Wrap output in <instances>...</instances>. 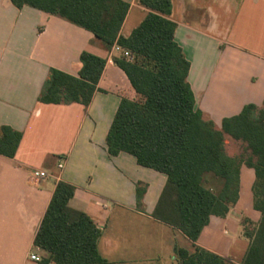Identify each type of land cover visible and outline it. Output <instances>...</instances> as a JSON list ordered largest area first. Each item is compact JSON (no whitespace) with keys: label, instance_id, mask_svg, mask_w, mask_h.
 Here are the masks:
<instances>
[{"label":"crops","instance_id":"crops-1","mask_svg":"<svg viewBox=\"0 0 264 264\" xmlns=\"http://www.w3.org/2000/svg\"><path fill=\"white\" fill-rule=\"evenodd\" d=\"M120 29L130 36L150 12L139 0ZM174 40L190 68L195 109L217 128L243 108L264 103V0H172ZM106 59L90 103L38 101L49 71L78 76L82 52ZM121 54L64 18L0 0V128L22 134L13 158L0 155V264H41L46 254L35 235L58 182L75 188L69 206L85 213L100 231L98 251L108 264H180L175 248L196 246L241 264L257 228L255 172L241 165L238 199L224 218L211 217L192 243L152 217L166 175L119 153L110 156L106 136L130 83L113 62ZM62 161V169L58 162ZM33 170L49 177L28 182ZM144 187L141 204L137 187ZM52 264V263H50Z\"/></svg>","mask_w":264,"mask_h":264},{"label":"trees","instance_id":"trees-1","mask_svg":"<svg viewBox=\"0 0 264 264\" xmlns=\"http://www.w3.org/2000/svg\"><path fill=\"white\" fill-rule=\"evenodd\" d=\"M66 19L130 58H113L132 91L123 96L106 136L110 156L127 153L138 165L166 175L152 217L195 243L211 217L224 218L238 199L241 165L255 172L254 209L261 213L256 229L246 231L250 245L241 264H264V103L248 105L221 127L195 109L187 76L189 62L174 40L176 24L169 19L172 0H139L150 10L129 37L120 35L129 5L123 0H10ZM77 77L51 69L38 101L43 104L87 106L97 90L106 59L82 52ZM258 114V117H255ZM225 136L246 144L244 152L229 157ZM22 134L0 128V155L13 158ZM249 156L245 158V154ZM244 154V155H243ZM210 174L219 190L204 185ZM75 188L58 182L35 235L34 246L46 254L41 264H108L98 251L100 231L83 212L69 206ZM144 187H137L141 204ZM180 264H232L206 250L175 248Z\"/></svg>","mask_w":264,"mask_h":264},{"label":"rangeland","instance_id":"rangeland-1","mask_svg":"<svg viewBox=\"0 0 264 264\" xmlns=\"http://www.w3.org/2000/svg\"><path fill=\"white\" fill-rule=\"evenodd\" d=\"M255 117H258V114H256ZM246 148V144L243 142H237L232 140L230 137L225 136V144H224V151L227 156L229 157H237L240 154L244 152V149ZM244 155V154H243ZM249 156V152L245 154V158ZM204 185L207 188L213 189L215 192H217L220 188L218 180L214 179L212 175L207 174L204 177Z\"/></svg>","mask_w":264,"mask_h":264},{"label":"built area","instance_id":"built-area-1","mask_svg":"<svg viewBox=\"0 0 264 264\" xmlns=\"http://www.w3.org/2000/svg\"><path fill=\"white\" fill-rule=\"evenodd\" d=\"M113 50L116 52H119L121 56L125 58H130L129 52L121 49L117 45L113 46ZM62 167H63L62 161L58 162L57 168L62 169ZM48 177H49V174L44 170H33L28 175V182L31 184H39L41 181L47 179ZM30 260L35 261V262H40V258L35 254L30 255Z\"/></svg>","mask_w":264,"mask_h":264}]
</instances>
